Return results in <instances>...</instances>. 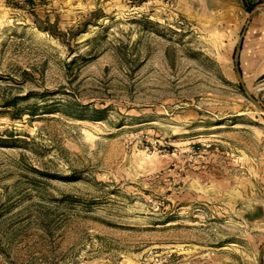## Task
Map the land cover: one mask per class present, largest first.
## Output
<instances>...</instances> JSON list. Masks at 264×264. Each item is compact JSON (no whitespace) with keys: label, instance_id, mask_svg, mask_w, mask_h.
Instances as JSON below:
<instances>
[{"label":"rangeland","instance_id":"rangeland-1","mask_svg":"<svg viewBox=\"0 0 264 264\" xmlns=\"http://www.w3.org/2000/svg\"><path fill=\"white\" fill-rule=\"evenodd\" d=\"M0 264H264V0H0Z\"/></svg>","mask_w":264,"mask_h":264},{"label":"trees","instance_id":"trees-1","mask_svg":"<svg viewBox=\"0 0 264 264\" xmlns=\"http://www.w3.org/2000/svg\"><path fill=\"white\" fill-rule=\"evenodd\" d=\"M254 7V5H252V7L251 8H253ZM236 72H237V74L240 76L241 75V73H240V69H239V63L238 62H236Z\"/></svg>","mask_w":264,"mask_h":264}]
</instances>
